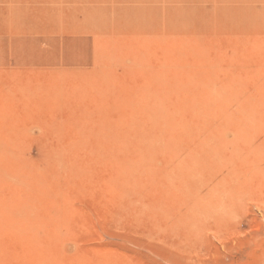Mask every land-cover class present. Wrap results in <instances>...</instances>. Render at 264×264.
Segmentation results:
<instances>
[{"label": "rangeland", "instance_id": "rangeland-1", "mask_svg": "<svg viewBox=\"0 0 264 264\" xmlns=\"http://www.w3.org/2000/svg\"><path fill=\"white\" fill-rule=\"evenodd\" d=\"M143 1L0 0V264H264V0Z\"/></svg>", "mask_w": 264, "mask_h": 264}, {"label": "bare ground", "instance_id": "bare-ground-1", "mask_svg": "<svg viewBox=\"0 0 264 264\" xmlns=\"http://www.w3.org/2000/svg\"><path fill=\"white\" fill-rule=\"evenodd\" d=\"M137 1L140 2V0H137ZM144 1H146V2H145V4H146L148 0H144ZM144 1H143V2H144ZM149 1H153V0H149ZM149 1H148V2H149ZM215 1H216V0H215ZM220 1H223V0H220ZM235 1H236V0H235ZM244 1H247V3H248V1H250V0H244ZM254 1H256V0H254ZM257 1H260V0H257ZM153 2H154V1H153ZM223 2L226 3V0H224ZM237 2H238V0H237ZM228 3H229V1L227 2V4H228ZM242 3H243V2H242ZM132 4H133V3H132ZM141 4H142V3H141ZM150 4H152V3L150 2ZM221 4H222L221 7L224 6L222 2H221ZM249 4H250V6H251V3H250V2H249ZM249 4H248V5H249ZM213 5H214V4H213ZM219 5H220V4H219ZM244 5H245V4H244ZM244 5H243V7H239V8H238V6H235V7L238 8V9L236 8L237 11H238L239 9H241L242 12L245 13V11H244L245 9H244V8H246V7H248V6H247V4H246V6H244ZM261 5H262V4H261ZM148 6H150V5H148ZM148 6L144 5V9H146L145 7L148 8ZM151 6H152V5H151ZM153 6H154V5H153ZM165 6H166V5H165ZM241 6H242V5H241ZM250 6H249V7H250ZM135 7H136V6H135ZM216 7H218V5H216ZM219 7H220V6H219ZM225 7H226V10H223L224 12H226L224 16H226V14H227V15H228L229 17H231V18L234 17V16H230V15L227 13V6H224L223 9H225ZM249 7H248V8H249ZM251 7H252V6H251ZM132 8H134V5H133ZM137 8H139V9H138V12H139V13H142V12H143L142 10H144V9H142V10L140 9V8H143L142 6H141V7H140V6H139V7L137 6L135 9H137ZM151 8H153V7H151ZM242 8H243V9H242ZM148 9H149V10H152V9H150V8H148ZM148 9H147V10H148ZM189 9H190V8H189ZM216 9H217V8H216ZM229 9H230V5H229ZM140 10H141L142 12H140ZM220 10H221V9H220ZM252 10H253V8H252ZM104 11H105V10H104ZM155 11H156V9H155ZM223 11H222V12H223ZM229 11H231L230 13H232V10H229ZM247 11H248L249 14H250V9H249V10L247 9ZM247 11H246V12H247ZM253 11H254L256 14H255ZM253 11H252L253 14L256 15V17L258 18V21L260 22L259 17H258V15H257V12H256L255 10H253ZM105 12H106V11H105ZM144 12H146V10H145ZM153 12H154V11H153ZM220 12H221V11H220ZM224 12H223V14H224ZM248 12H247V14H248ZM139 13H138V14H139ZM240 13H241V12H240ZM142 14H143V13H142ZM144 14L146 15L147 13H144ZM205 14H206V13H205ZM223 14H222V15H223ZM233 14H234V13H233ZM241 14H242V13H241ZM249 14H248V16H249ZM253 14H250V15H253ZM140 15H141V14H140ZM220 15H221V14H220ZM234 15H235V14H234ZM255 15H254V17H255ZM102 16L104 17L103 14H102ZM137 16H138V15H137ZM142 16L144 17V15H142ZM142 16H141V17H142ZM224 16H223V17H224ZM228 16H227L226 20H228V18H229ZM244 16L247 17V16H246V13H245ZM259 16H260V15H259ZM146 17H147V16H145V18H146ZM202 17H203V16H202ZM262 17H263V16H262ZM106 18H107V17L105 16V19H106ZM224 18H225V17H224ZM251 18H253V16H251ZM110 19H111V18H110ZM139 19H140V17H139ZM141 19H142V18H141ZM234 19H235V18H234ZM234 19H232V20H234ZM254 19L257 21L256 18H254ZM144 20H145V19H144ZM148 20H149V19H148ZM210 20H211V19H210ZM262 20H264V19H262ZM262 20H261V21H262ZM111 21H112V20H111ZM200 21H201V19H200ZM112 22H113V21H112ZM142 22H143V21H142ZM146 22H147V21H146ZM148 22H149V21H148ZM229 22H230V21H229ZM233 22H234V21H233ZM131 23H132V22H131ZM222 23H225L224 20H223ZM238 23H239V22H238ZM122 24H123V23H122ZM135 24H136V23H134V24H132V25H130V26L133 27V25H135ZM149 24H150V23H149ZM177 24H178V23H177ZM229 24H231V23H228V22H227V26H226V27H227L228 30H229V28H230V27H229ZM241 24H242V23H241ZM190 25H191V24H190ZM202 25H203V24H202ZM223 25H224V24H223ZM232 25H233V24H232ZM136 26H137V25H136ZM158 26H159V25H158ZM114 27H115V26H114ZM140 27H141V26H140ZM162 27H163V26H162ZM162 27H161V28H162ZM207 27H208V26H207ZM228 27H229V28H228ZM232 27H233V26H232ZM236 27H237V26H236ZM134 28H135V27H134ZM136 28H137V27H136ZM136 28H135V29H136ZM144 28H145V27H144ZM245 28H246V26H245ZM115 29H116V28H115ZM117 29H118V28H117ZM123 29H124V28H123ZM145 29H146V28H145ZM162 29H164V27H163ZM189 29H190V27H189ZM189 29H188V30H189ZM224 29H225V28H224ZM230 29H231V28H230ZM235 29H236V28H234V30H235ZM243 29H244V28H243ZM143 30H144V29H143ZM147 30H148V29H147ZM225 30H226V29H225ZM115 31H116V30H115ZM122 31H123V30L121 29L120 32H122ZM154 31H155V30H154ZM189 31H190V30H189ZM199 31H200V30H199ZM226 31H227V30H226ZM226 31H225V32H226ZM229 31H230V30H229ZM232 31H233V30H232ZM232 31H230V32H232ZM240 31H241V30H240ZM243 31H244V30H243ZM118 32H119V30H118ZM133 32H136V31H133ZM133 32H132V33H133ZM152 32H153V31H152ZM152 32H151V33H152ZM182 33H183V32H182ZM221 33H222V32H221ZM122 34H123V33H122ZM184 34H185V33H184ZM214 34H215V33H214ZM241 34H242V32H241ZM136 35H137V34H136ZM144 35H145V34H143V36H144ZM148 35H149V34H148ZM187 35H188V34H187ZM230 35H231V34H230ZM262 35H263V34H262ZM133 36H134V35H133ZM138 36H139V35H138ZM140 36H141V35H140ZM143 36H142V37H143ZM145 36H146V35H145ZM177 36H181V35L178 34V35H176L175 37H177ZM193 36H195V33L193 34ZM228 36H229V35H228ZM237 36H238V35H237ZM240 36H241V35H240ZM244 36H245V35H244ZM119 37H120V36H119ZM119 37H118V38H119ZM136 37H137V36H136ZM147 37H148V36H147ZM182 37H183V36H182ZM235 37H236V36H235ZM122 38L124 39L123 36H122ZM122 38H120V39H122ZM195 38H196V36L193 38V40H194ZM238 38H239V37H238ZM243 38H244V37H242V39H243ZM114 39H115V38H114ZM134 39H136L135 36H134ZM246 39H247V40H246ZM141 40H142V39H141ZM232 40H233V39H232ZM244 40L248 41V36H247V38H245ZM124 41H125V40H124ZM124 41H122L123 44H124ZM147 41H148V40H147ZM189 41H190V40H189ZM198 41H199V40H196V42H198ZM116 42H117V45H116V46L118 47V45H119V44H118V41L116 40ZM119 42H120V41H119ZM130 42H131V41H130ZM136 42H137V40H136ZM143 42H144V40H143ZM181 42L184 43V40L181 41ZM193 42H194V41H193ZM233 42H234V41H233ZM237 42H238V41H237ZM107 43H108V41H106V44H107ZM111 43H112V41H111ZM126 43H127V42H126ZM144 43H145V42H144ZM194 43H195V42H194ZM234 43H235V42H234ZM250 43H251V42H250ZM252 43H254V42H252ZM98 44H100V43H98ZM103 44H104V42H103ZM115 44H116V43H115ZM127 44H128V43H127ZM132 44H133V43H132ZM134 44H135V43H134ZM137 44L139 45L140 43L138 42ZM174 44H175V42H174ZM124 45H125V44H124ZM129 45H130V44H129ZM177 45H178V44H177ZM199 45H200V42H199ZM103 46H104V47H103ZM103 46H102V49L105 48V51H106V48L109 49V47H108L107 45L105 46V44H104ZM126 46H127V45H126ZM175 46H176V45H175ZM180 46H181V47H180ZM183 46H185V44H184ZM189 46H190V44H189ZM200 46H201V45H200ZM100 47H101V46H100ZM111 47H115V45H114V46H111ZM119 47L121 48L122 46H119ZM124 47H125V46H124ZM128 47H129V46H128ZM128 47H127V50L129 49ZM178 47H179L180 49L183 48L181 44H179ZM232 47H233V46H232ZM175 48H176V47H175ZM134 49H136V47H134ZM137 49H138V48H137ZM141 49H142V48H141ZM162 49H163V48H162ZM180 49L176 48V50L179 51V55H180L181 53H186V52L188 51V50H186L185 47H184V49H185V50H183L184 52H181V53H180V51H182V50H180ZM187 49H188V48H187ZM199 49H200V48H199ZM252 49H253V48H252ZM252 49H250V51H251ZM109 50H110V49H109ZM119 50H120V49H119ZM127 50H125V51H127ZM138 50H139V49H138ZM142 50H143V49H142ZM160 50H161V49H160ZM189 50L191 51V48H189ZM253 50H254V49H253ZM129 51H130V50H129ZM131 51H132V49H131ZM190 51H188L186 54H188ZM223 51H224V50H223ZM141 52H142V51H141ZM198 52H199V51H198ZM104 53H105V52H104ZM113 53H114V52H112V55H111V56H113ZM171 53H172V52H171ZM171 53H170V54H171ZM190 53H191V52H190ZM193 53H194V49H193ZM203 53H204V52H203ZM203 53H202V54H203ZM259 53H260V52H259ZM263 53H264V52H263ZM263 53H262V55L264 56ZM123 54H124V53H123ZM127 54H128V53H127ZM177 54H178V53H177ZM177 54H176V55H177ZM194 54H195V56H196V53H194ZM202 54H201V55H202ZM260 54H261V53H260ZM109 55H110V52H109ZM174 55H175V54H174ZM176 55H175V56H176ZM182 55H184V54H182ZM236 55H238V54H236ZM154 56H155V55H154ZM177 56H178V55H177ZM197 56L199 57L197 60L200 61V60L202 59L201 56H200V54H197ZM241 56H242V55H241ZM108 57H110V56H108ZM139 57H140V56H139ZM139 57H138V58H139ZM169 57H170V56H169ZM202 57H203V56H202ZM229 57H230V56H229ZM231 57H232V56H231ZM246 57H247V56H246ZM173 58H174V57H173ZM177 58H178V57H177ZM194 58H195V57H194ZM200 58H201V59H200ZM203 58H204V57H203ZM168 59H169V58H168ZM175 59H176V58H175ZM175 59H173V60H175ZM195 59H196V58H195ZM234 59H236L235 56H234ZM164 60H165V59H164ZM203 60L205 61V59H203ZM138 61H139V60H138ZM201 61H202V60H201ZM142 62H143V61H142ZM200 63H202V62H200ZM163 64H164V63H163ZM197 64H198V63H197ZM142 65H143V64H142ZM169 65H170V64H169ZM164 66H165V65H163V67H164ZM209 66H210V65H209ZM197 67H198V66H197ZM210 67H211V66H210ZM195 69H196V67H195ZM208 69H209V68H208ZM161 70H162V69H161ZM177 83H179V82H177ZM206 83H207V82H206ZM257 83H258V82H257ZM176 85H177V84H176ZM206 85H207V87H208V84H206ZM213 86H214V85H213ZM208 88H209V87H208ZM208 88H206L205 90L209 91ZM213 90H214V89H213ZM211 92H212V91H211ZM136 93H137V92H136ZM150 94H151V93H150ZM161 94H163V93L161 92ZM205 94H206V93H205ZM163 95H164V94H163ZM140 96H142V97L144 96V98H145V94H144V95L141 94ZM158 96H159V95H158ZM142 97H141V98H142ZM146 97H147V96H146ZM141 98H140V99H141ZM211 98H213V102L216 101V100H218V99H216V98H217L216 93H215L214 96H212ZM176 99H177V98H176ZM215 99H216V100H215ZM174 100H175V99H174ZM167 101H170V99H167ZM182 102L184 103V101H182ZM196 102H197V101H196ZM196 102H194V105H195ZM201 102H203V106H202V108H203V107L205 108V107L208 105V103H209V101H208V99L206 98V96H205L203 99H201ZM166 103H167V102H166ZM185 103H186V102H185ZM189 103L192 104L190 101H189ZM214 105H215V103H214ZM214 105H213V106H214ZM214 107H215V106H214ZM214 107H212L213 110L215 109ZM217 107H219V105H218ZM195 109H196V108H193V112L195 111ZM199 109H200V108H199ZM206 109H207V108H205V109H203V110H206ZM216 109H217V108H216ZM216 109H215V111H216V113H217V110H216ZM205 112H206V111H205ZM213 113H215V112L213 111L211 116L216 115V113H215V114H213ZM219 114H220V115H219ZM222 114H223L222 110H220V112L217 113V115H218V116H221V118L224 116V114H223V115H222ZM217 115H216V116H217ZM214 118H215V117H214ZM212 119H213V118H212ZM218 119H220V118L218 117ZM202 154L205 156V159H204V157H203ZM208 154L210 155L211 153H208ZM208 154H206V153L204 154V151H202V153H201V155H202V157H203V159H204L205 161H207L206 158H208V156H209ZM199 155H200V154H199ZM201 155H200V156H201ZM206 156H207V157H206ZM209 157H210V156H209ZM211 157H212V154H211ZM210 159H211V158H210ZM213 159H214V158H213ZM213 159H212V160H213ZM201 161H202V160H201ZM209 161H211V160H209ZM178 164H179V162H178ZM202 164H204V163L202 162ZM204 165H205V164H204ZM208 165H209V164H208ZM211 165H212V164H210V166H211ZM176 167H177V166H176ZM202 167H204V166H202ZM177 168H178V167H177ZM181 169H183V168H181ZM178 170H179V169H178ZM188 170H189V169H188ZM196 171H197V170H196ZM166 172H167V171H166ZM201 174H202V173H201ZM166 175H167V174H166ZM198 176H199V175H198ZM202 176H203V175H202ZM168 178H169V176H168ZM199 178H200V177H197V179H199ZM202 178H203V177H202ZM170 179H171V178H170ZM203 179H204V178H203ZM203 179H201V180H203ZM197 181H198V180H197ZM200 183H202V184H206V182H205V183H203L202 181L200 182V179H199V184H200ZM196 184H198V183H196Z\"/></svg>", "mask_w": 264, "mask_h": 264}]
</instances>
